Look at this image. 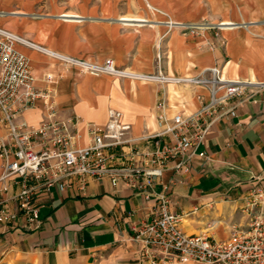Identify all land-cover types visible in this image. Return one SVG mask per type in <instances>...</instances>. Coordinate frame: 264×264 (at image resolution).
<instances>
[{
	"label": "crops",
	"instance_id": "obj_1",
	"mask_svg": "<svg viewBox=\"0 0 264 264\" xmlns=\"http://www.w3.org/2000/svg\"><path fill=\"white\" fill-rule=\"evenodd\" d=\"M5 3L0 0L1 11L8 8ZM100 3L70 19L52 8L17 9L0 14V28L52 52L99 63L112 59L120 68L144 74L198 75L219 66L228 78L245 82V102L231 100L213 115L199 149L206 157L196 158L188 173L168 169L149 188L154 193L165 188L187 234L229 239L233 228L247 223L246 199L258 186L264 188V23L245 17L251 25L244 24V30L216 27L220 32L213 34L215 29L206 26L193 35L161 21L128 26L119 14H105ZM172 21L189 25L179 16ZM18 48L31 60L37 88L53 90L59 118H77L85 138L87 125L104 127L111 109L131 125L132 138H141L161 131L157 105L163 96L167 117L189 115L201 106L195 95L203 90L91 76L38 50ZM43 115L39 104L23 119L38 126ZM136 147L146 150L152 144ZM156 203L155 196L146 199L123 184L113 188L108 179L89 181L84 190L53 191L40 202L39 231H24L22 218L13 225L0 223V264H144L133 228L151 221ZM9 210L15 211L14 203Z\"/></svg>",
	"mask_w": 264,
	"mask_h": 264
},
{
	"label": "built area",
	"instance_id": "obj_2",
	"mask_svg": "<svg viewBox=\"0 0 264 264\" xmlns=\"http://www.w3.org/2000/svg\"><path fill=\"white\" fill-rule=\"evenodd\" d=\"M172 23L168 24L170 28L178 26L193 35L202 30ZM20 45L91 76L203 90L195 95L201 106L189 115L167 117V98L163 96L157 105L161 131L141 138H132L131 125L121 112L111 109L104 127L87 125L85 138L77 118H59L53 90L37 88L31 60L19 50ZM246 85L228 78L219 66L198 75L176 76L162 70L144 74L120 68L112 59L102 63L81 60L52 52L0 28V223L13 225L22 218L24 231H39L43 224L42 199L53 191L84 190L89 181L108 179L113 188L123 184L146 199L157 198L151 221L133 228L132 240L141 245L142 263L264 264L263 187L255 188L246 199V225L233 228L224 241L187 234L181 227L182 217L171 211L165 188L159 193L149 191L168 169L188 173L196 158L206 157L199 149L205 143L213 115L231 100L245 102ZM39 104L43 106L44 120L38 126L30 125L23 117ZM140 142L152 147L139 149L136 145ZM9 203H14L15 211L9 210Z\"/></svg>",
	"mask_w": 264,
	"mask_h": 264
},
{
	"label": "rangeland",
	"instance_id": "obj_3",
	"mask_svg": "<svg viewBox=\"0 0 264 264\" xmlns=\"http://www.w3.org/2000/svg\"><path fill=\"white\" fill-rule=\"evenodd\" d=\"M100 1L104 2L105 14H119L122 20H129L128 26L151 25L153 21L175 24L172 18L179 16L189 26L204 25L215 29L210 31L214 34L220 32L216 27L222 22L228 25L227 30L238 26L244 30V24L251 25L244 22L245 17L264 23V0H4L8 8L0 10V14L17 9L52 8L64 13L63 18H72L79 16L76 13L81 10L90 13L99 8Z\"/></svg>",
	"mask_w": 264,
	"mask_h": 264
},
{
	"label": "bare ground",
	"instance_id": "obj_4",
	"mask_svg": "<svg viewBox=\"0 0 264 264\" xmlns=\"http://www.w3.org/2000/svg\"><path fill=\"white\" fill-rule=\"evenodd\" d=\"M63 16H65V15H63ZM63 16H62V17H63ZM64 18H65V19H70V18H66V17H64ZM64 18H63V19H64ZM222 25H223V22L220 23L217 27L220 28V29H224V30H226L227 27H226V26H222ZM199 27H202L201 29H205V28H207V27L204 26V25H199Z\"/></svg>",
	"mask_w": 264,
	"mask_h": 264
}]
</instances>
